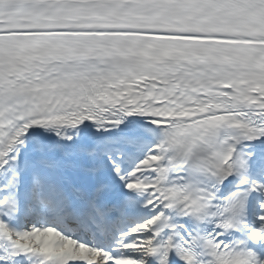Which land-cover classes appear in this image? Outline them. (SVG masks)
<instances>
[{
  "label": "snow or ice",
  "instance_id": "1",
  "mask_svg": "<svg viewBox=\"0 0 264 264\" xmlns=\"http://www.w3.org/2000/svg\"><path fill=\"white\" fill-rule=\"evenodd\" d=\"M0 264H264V0H0Z\"/></svg>",
  "mask_w": 264,
  "mask_h": 264
}]
</instances>
